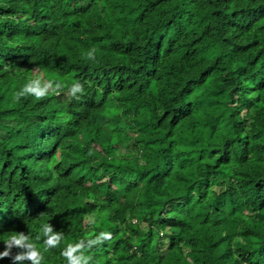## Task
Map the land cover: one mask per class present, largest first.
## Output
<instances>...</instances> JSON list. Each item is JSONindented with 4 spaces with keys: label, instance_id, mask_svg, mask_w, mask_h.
<instances>
[{
    "label": "trees",
    "instance_id": "obj_1",
    "mask_svg": "<svg viewBox=\"0 0 264 264\" xmlns=\"http://www.w3.org/2000/svg\"><path fill=\"white\" fill-rule=\"evenodd\" d=\"M8 232L42 264L101 232L90 264H264V0H0Z\"/></svg>",
    "mask_w": 264,
    "mask_h": 264
},
{
    "label": "clouds",
    "instance_id": "obj_2",
    "mask_svg": "<svg viewBox=\"0 0 264 264\" xmlns=\"http://www.w3.org/2000/svg\"><path fill=\"white\" fill-rule=\"evenodd\" d=\"M96 49L92 48L88 52L89 59H95L93 53ZM49 93L47 86H41L39 79H34L26 84L20 91L15 93V99L18 101L21 97L34 95L37 99L44 98ZM83 93V85L76 82L71 87V95L78 98V94ZM40 215H43L40 214ZM41 234L43 237V245L46 248L58 247L64 239L62 231H56L50 223H45L41 226ZM3 240L4 250L0 251V260L10 259L12 264H42L44 257L38 250L36 241L41 240V236L33 238L31 234L23 232H8L4 234ZM111 234L101 232L94 239L80 240L74 244H69L62 251L61 255L67 260V264H90L91 257L85 254V249H90L103 241L110 239ZM13 249L18 251L13 255Z\"/></svg>",
    "mask_w": 264,
    "mask_h": 264
}]
</instances>
